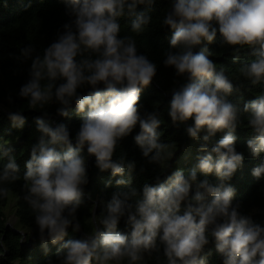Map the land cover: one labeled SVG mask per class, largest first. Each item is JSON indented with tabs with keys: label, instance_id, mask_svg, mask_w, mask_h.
<instances>
[{
	"label": "clouds",
	"instance_id": "clouds-1",
	"mask_svg": "<svg viewBox=\"0 0 264 264\" xmlns=\"http://www.w3.org/2000/svg\"><path fill=\"white\" fill-rule=\"evenodd\" d=\"M71 17L49 46L37 52L32 43L20 48L24 59H31L29 79L18 96L31 109H44L55 101L57 115L68 118L75 102L81 124L75 136L64 123L52 126L44 116L35 118L42 134L32 146L23 176V200L34 214L42 241L52 244L63 240L67 229L78 232L81 221L77 211L88 183L86 155L94 156L96 167L124 176V156L114 159L120 142L136 126V145L150 164L166 169L177 146L161 142L158 131L162 120L153 112H140V96L157 76L158 67L148 55L138 51L136 40L121 36L118 19L131 17V31L141 33L152 23L148 11L155 0H63ZM162 24L172 30L171 49L164 53L163 65L174 69L176 77L170 89L169 116L173 124L194 120L186 128L196 139L205 131L196 168L178 169L164 182L152 186L144 183L142 194L135 187L115 192L106 214L92 215L90 232L69 238L58 250L59 264H137L145 254L156 258L162 252L167 264H205L202 255L211 240L223 264H264V226L251 216L242 215L233 206L235 189L225 183L242 166L244 157L237 152L234 134L244 115L252 138L247 148L254 157L264 153V92L243 107L228 97L234 86L223 68L209 59L207 46L194 52L203 42L213 43L219 33L222 45L238 53L249 47L254 57L241 67L240 73L251 85L264 82V0H172L171 10ZM103 85V88L99 86ZM90 86L86 95L80 89ZM243 86V85H242ZM11 101V97H9ZM8 119L23 128L26 117L21 110L10 112ZM217 132L223 137L211 148L208 143ZM11 147L0 146V196L7 197L6 186L20 177ZM213 154L217 157L214 159ZM131 171L135 164L128 163ZM197 169L207 175L215 173L221 183L198 181ZM257 180H264V160L252 170ZM126 179L117 185L129 184ZM196 183L195 194H191ZM209 197L211 199H209ZM89 194V199H91ZM185 210L181 212V205ZM122 217L130 233L118 230ZM14 218L9 224L14 226ZM103 226V231L97 226ZM47 251V245H44Z\"/></svg>",
	"mask_w": 264,
	"mask_h": 264
},
{
	"label": "trees",
	"instance_id": "trees-1",
	"mask_svg": "<svg viewBox=\"0 0 264 264\" xmlns=\"http://www.w3.org/2000/svg\"><path fill=\"white\" fill-rule=\"evenodd\" d=\"M172 0H155L151 8L144 5L138 6V11L147 10L152 17V23L146 26L141 33L131 31V17L124 16L118 19L121 25V36H131L136 40L138 51L148 55L149 59L157 64V76L152 84L144 88L140 96V112L155 111L162 124L158 131L161 132V142L170 143L177 149L176 155L168 161L169 167L161 168L159 165L150 164L148 158L143 157L142 151L134 141V136L139 133L137 125L133 132L124 138L117 147L114 159L124 156L125 171L124 176H113L111 170L101 172L95 163L94 156H87L86 164L88 173V183L85 185V196L83 202L77 211V217L81 221V228L74 232L72 227L67 229L68 235L56 244L50 240L42 241L39 236L38 226L35 224L34 214L29 205L23 200L25 190L23 189V176L26 173V162L30 159L31 148L39 142L41 133L37 130L35 118L43 117L44 111H47V117L52 121V126L57 123H64L68 126L70 135L75 136L81 124V116L76 112V105H71L68 118L57 115L56 110L59 105L53 101L46 105L44 109H31L26 99L20 98L18 92L20 87L29 79V69L31 59H24L21 56L20 48L32 43L37 52H42L43 48L49 46L56 40L58 34L64 31L63 25L69 23L71 17L66 14V7L63 0H0V146L11 147L12 155L15 157L19 171L16 173L20 178L15 182H9L6 186L10 189L9 193L16 194L15 215L17 221L15 228L22 230L16 232L10 226H7L8 217L5 211L8 204V196H0V264H59L56 258L58 250L62 248L63 243L69 238H80L86 232L92 230L91 216H100L106 214L107 204L112 198V194L120 191H127L135 187L142 194L144 183L156 186L164 182L167 176L172 172L182 169L189 172L196 168L198 157L205 155L201 152L200 145L205 143L202 139L205 131H201L199 137L193 139L186 133V128L194 124V120H189L184 124H173L168 114L169 102L171 100L170 89L175 86L174 81L178 83L185 82L182 78L176 77L174 69L165 67L162 63L164 53L171 49L170 39L172 30L162 24L166 13L171 9ZM207 46L212 53L209 59L217 64V70L223 68L229 75L234 91L228 99L239 103L241 107L256 98V95L264 92V82L251 85L240 73V68L249 63L254 57L252 49L244 47L238 53L231 46L222 45V40L217 34L216 40L208 44L206 41L194 49V52L200 51L201 47ZM243 85V86H242ZM90 86L78 90L83 95ZM103 88V85L99 86ZM91 91V89L89 90ZM87 94V93H86ZM11 97V101L9 100ZM74 102V101H73ZM22 111L26 117L23 128H18L8 119L10 112ZM224 132H217L209 141L211 148L220 140ZM237 137L235 147L237 152L244 157L243 164L237 169L231 180L225 183L230 184L235 189L233 197V206L239 205V212L245 216H251L252 219L264 226V180H257L252 175V170L257 164L264 160V153L259 157H254L247 148V141L252 138L250 129L244 115L241 116V123L237 126L234 133ZM214 159L217 157L213 154ZM4 160H0L2 167ZM135 167L129 171L127 164L133 163ZM198 181L208 179L213 184L221 183L219 177L213 172L203 174L197 169ZM126 179L129 184L117 185L116 180ZM196 183H193L191 194H195ZM91 194V199H89ZM209 199H211L209 197ZM96 210L94 212V207ZM185 210V203L181 205V212ZM127 217H122L118 230L128 234L130 227L125 223ZM103 231V226H97ZM47 245L45 251L44 245ZM205 264H223V259L215 248L214 240L205 246L203 254ZM94 264V262H93ZM114 264V262H109ZM123 264H129L125 259ZM137 264H167L166 258L161 252L159 259L156 253L152 256L145 254L142 262Z\"/></svg>",
	"mask_w": 264,
	"mask_h": 264
},
{
	"label": "rangeland",
	"instance_id": "rangeland-1",
	"mask_svg": "<svg viewBox=\"0 0 264 264\" xmlns=\"http://www.w3.org/2000/svg\"><path fill=\"white\" fill-rule=\"evenodd\" d=\"M175 155H176V153H174V156ZM15 201H16V194L13 192L9 193L8 204H7L6 209H5V211L7 213V217H8V222H9L10 218H14L15 223L17 221V217L15 215Z\"/></svg>",
	"mask_w": 264,
	"mask_h": 264
},
{
	"label": "water",
	"instance_id": "water-1",
	"mask_svg": "<svg viewBox=\"0 0 264 264\" xmlns=\"http://www.w3.org/2000/svg\"><path fill=\"white\" fill-rule=\"evenodd\" d=\"M170 10H171V9H170ZM90 89H91V87H89V88L84 92L83 95H86V93H87ZM72 105H75V102H73ZM95 210H96V206L94 207V212H95ZM8 226H10V227H11L12 229H14L16 232L21 233V234L23 235V238L25 237V233H24L22 230L16 229V228H15V224H14V226H13L12 224H9V222H7V226H6V227H8Z\"/></svg>",
	"mask_w": 264,
	"mask_h": 264
}]
</instances>
